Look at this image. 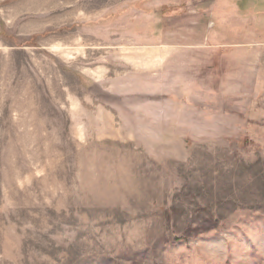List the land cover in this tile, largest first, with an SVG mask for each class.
Here are the masks:
<instances>
[{"label":"rangeland","instance_id":"1","mask_svg":"<svg viewBox=\"0 0 264 264\" xmlns=\"http://www.w3.org/2000/svg\"><path fill=\"white\" fill-rule=\"evenodd\" d=\"M0 264H264V0H0Z\"/></svg>","mask_w":264,"mask_h":264}]
</instances>
